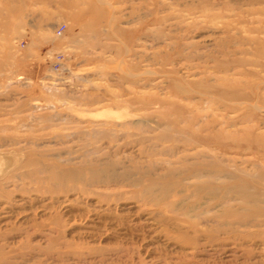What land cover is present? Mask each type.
Listing matches in <instances>:
<instances>
[{
	"label": "rangeland",
	"instance_id": "374dc122",
	"mask_svg": "<svg viewBox=\"0 0 264 264\" xmlns=\"http://www.w3.org/2000/svg\"><path fill=\"white\" fill-rule=\"evenodd\" d=\"M0 264H264V0H0Z\"/></svg>",
	"mask_w": 264,
	"mask_h": 264
},
{
	"label": "built area",
	"instance_id": "2783aa9c",
	"mask_svg": "<svg viewBox=\"0 0 264 264\" xmlns=\"http://www.w3.org/2000/svg\"><path fill=\"white\" fill-rule=\"evenodd\" d=\"M67 30V25L62 24L59 26L56 30V36L57 37H63ZM64 56L62 54H58L54 57L53 62H52V69L54 72H60L64 69Z\"/></svg>",
	"mask_w": 264,
	"mask_h": 264
}]
</instances>
